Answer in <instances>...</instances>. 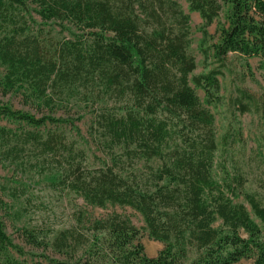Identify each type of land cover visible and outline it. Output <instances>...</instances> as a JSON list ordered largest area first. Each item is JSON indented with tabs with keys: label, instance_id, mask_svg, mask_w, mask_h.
Instances as JSON below:
<instances>
[{
	"label": "trees",
	"instance_id": "obj_1",
	"mask_svg": "<svg viewBox=\"0 0 264 264\" xmlns=\"http://www.w3.org/2000/svg\"><path fill=\"white\" fill-rule=\"evenodd\" d=\"M185 1L202 22L199 75L190 16L177 0H0L2 94L21 91L50 113L90 104V136L112 163L88 167L86 151L61 129L73 126L68 117L0 104V121L15 125L0 124V166L52 177L54 190L92 207H129L164 244L148 257L139 229L112 214L91 223V237L73 227L22 229L24 243L44 251L37 259L0 219V264H264V204L245 190L239 166L217 162L209 109L222 100L219 76L229 54L258 58L264 78V0ZM214 22L217 38L208 31ZM48 23L60 34L77 32L47 49ZM237 92L236 110L251 112L255 97Z\"/></svg>",
	"mask_w": 264,
	"mask_h": 264
},
{
	"label": "rangeland",
	"instance_id": "obj_2",
	"mask_svg": "<svg viewBox=\"0 0 264 264\" xmlns=\"http://www.w3.org/2000/svg\"><path fill=\"white\" fill-rule=\"evenodd\" d=\"M184 11L190 16L192 46L190 53L195 59L196 70L194 75H199L202 70V55L199 51L201 40V19L195 12H190L185 0H177ZM223 10L220 20H223ZM45 35L44 44L50 49L52 44L61 37L71 38L76 29L70 28L60 34L59 28L54 23L43 26ZM215 38L218 37L217 23L214 22L208 29ZM258 58H246L238 54H229L221 68L219 82L221 86L222 100L216 106H209L215 117V128L218 142L216 154L219 165L228 168L232 164L239 166L247 178L245 190L255 193L264 204V78L259 69ZM5 73L0 67V81ZM241 89L255 97V106L251 112L240 114L234 105L233 100ZM201 100L204 99L203 91L196 89ZM0 104H8L13 109L21 110L40 117L52 115L71 119L73 126L64 125L69 140H75L80 148H83L88 156L87 165L90 168L111 166L112 163L106 154L100 152L91 136L90 127L94 117V108L90 104L77 103L76 106L66 110H55L50 113L48 110L37 107L27 101L21 91L3 95L0 89ZM1 125L15 127L14 124L0 121ZM141 162L137 167H141ZM118 171V168H116ZM126 172L122 173L123 175ZM220 175V172H217ZM52 177L31 173L14 172L13 167L0 166V219L3 221L6 233L14 243L24 248L26 252L34 255V258L41 259L44 253L41 249L31 248L22 240V229L46 227L54 231L75 228L92 236L88 230L91 223L97 220H104L112 214H119L128 217L132 224L139 229V242L144 247L148 257H155L164 244L149 237L144 229L142 217L129 207L107 206L98 208L86 205L83 200L70 193L54 190L50 182ZM8 189H15L18 197L11 196ZM235 202L244 203L242 198ZM249 209L248 205L245 203ZM16 211H19L17 214ZM79 219L81 222H79ZM47 255L60 258L51 250L45 252ZM235 264H252L251 259H243Z\"/></svg>",
	"mask_w": 264,
	"mask_h": 264
}]
</instances>
